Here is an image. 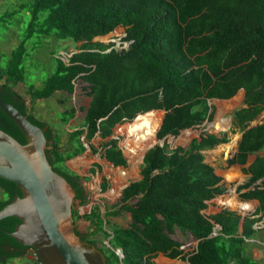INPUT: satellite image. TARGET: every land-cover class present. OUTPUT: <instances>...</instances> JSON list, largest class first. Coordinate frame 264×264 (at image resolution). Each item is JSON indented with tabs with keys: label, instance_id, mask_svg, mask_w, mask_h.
Instances as JSON below:
<instances>
[{
	"label": "trees",
	"instance_id": "1",
	"mask_svg": "<svg viewBox=\"0 0 264 264\" xmlns=\"http://www.w3.org/2000/svg\"><path fill=\"white\" fill-rule=\"evenodd\" d=\"M19 9L28 12L30 19L18 44L0 55L4 60L0 98L34 125L47 128V160L74 189V203L87 204V194L81 178L65 163L83 154L87 143L92 153H100L113 166L126 167L118 140L111 138L113 130L151 110L165 111L157 139L177 136L211 120L210 100L230 99L242 89L245 107L233 112L232 126L243 134L229 164H245L249 154L264 148V120L249 127L264 111V0H28ZM119 27L124 29L121 44L127 47L94 41ZM35 36L81 43L67 65L57 62L41 88L33 84L27 88L36 101L50 99L57 91L73 95L80 84L90 98L81 126L68 134L64 144L61 134L37 119L16 90L27 80V42ZM63 114L61 122L67 124L75 117V108ZM0 130L26 143L1 110ZM226 134L218 138L204 132L186 147L170 150L165 143L149 149L139 168L142 179L122 190L118 209L114 205L102 212L94 206L84 216H75L90 222L86 234L75 230L80 241L98 247L99 235L108 240L104 249L98 247L107 264H153L158 254L190 264H260L250 246L264 247L248 240H264V227L255 228L264 216V158L250 165L251 178L238 187L248 188L242 198L260 202L252 215L242 217L229 209L203 213L209 200L225 192L214 168L204 161L203 151L226 142ZM96 137L102 142L99 149L91 145ZM260 179L261 188L255 184ZM108 187L104 180L101 190ZM0 191V210L22 195L14 183L1 178ZM122 210L130 214L128 225H112L109 219ZM17 224L13 217L0 220L2 262L20 256L4 249L19 246L4 233L13 232ZM176 230L191 234L198 241L195 248L182 249L184 245L171 237Z\"/></svg>",
	"mask_w": 264,
	"mask_h": 264
},
{
	"label": "water",
	"instance_id": "2",
	"mask_svg": "<svg viewBox=\"0 0 264 264\" xmlns=\"http://www.w3.org/2000/svg\"><path fill=\"white\" fill-rule=\"evenodd\" d=\"M103 37H95L94 41ZM209 102L212 104L211 100ZM0 110L17 126L26 140L25 144H21L0 130V178L14 183L22 194L16 195L0 210V220L8 217L19 220L13 232L4 233L20 246L32 249L41 264H107L102 250L82 243L76 235L75 230L82 234H86L88 230L84 218H73V205L80 216L85 214L84 206L74 203L76 196L74 189L64 177L52 169L47 160L48 141L45 137L47 128L34 125L14 106L1 98ZM152 111L157 110L146 113ZM161 124L162 122L158 129ZM189 129L180 131V134ZM167 137L174 138L168 135L163 139H157L154 145L145 150L140 163H143L145 153L149 149L155 145L163 146ZM85 147L87 151L89 146ZM123 155L125 156L124 153ZM140 179L141 176L131 182ZM131 182L125 184L122 190ZM81 183L84 187V182ZM215 229H220V226L216 225ZM214 234L215 230L212 235ZM106 244L109 245L108 240ZM116 254L120 258L124 256L121 249H117Z\"/></svg>",
	"mask_w": 264,
	"mask_h": 264
},
{
	"label": "rangeland",
	"instance_id": "3",
	"mask_svg": "<svg viewBox=\"0 0 264 264\" xmlns=\"http://www.w3.org/2000/svg\"><path fill=\"white\" fill-rule=\"evenodd\" d=\"M27 1L28 0H0V55H7L21 40V36L24 33L27 23L29 22L30 15L25 10L20 11L19 5ZM123 36L124 29L119 27L97 41L104 44L113 43L115 48L122 49L127 46L126 43L121 44V38ZM78 48L79 45L72 42L71 40L58 41L44 36H35L31 38L27 42L28 55L25 63L27 70V80L25 83L19 84L18 90L21 91L20 93L24 96H28L27 88L29 84H33L36 88H41L43 86L44 80H46L55 71L56 65L58 64L57 62L61 61L67 65L69 63V57L71 53L76 51ZM3 64L4 60L0 59V65ZM42 100L43 102L41 103H43V105L41 108L36 110L34 109L33 111L35 117L48 123L53 129L56 130V132L60 133L62 143H66L68 134L81 126L85 111L84 109L88 106L90 98L81 89V85L77 84L75 86L73 95H67L65 93L57 95L55 93L52 98ZM28 106L30 107V104H28ZM70 108H75V117L73 118L71 124H69L70 121L67 124H63L61 122V118L64 116L63 112L65 110H69ZM52 110L57 112L54 114ZM159 113L161 116H163V111H159ZM131 122L126 121L125 123L117 125L114 128L113 134L111 136V138L118 140V147L124 154L126 152L124 148V142H126L128 139V134L120 129ZM204 126L202 129L205 128ZM197 130L202 132L198 127H193L191 129V131H193L192 134H194L191 136L192 138H195V136L198 135ZM133 139L136 141L135 136H133ZM167 140V144L170 148L171 146H176V142L180 143V140H184V136L183 133H181L178 139L167 137ZM101 143L102 142L99 139H94L93 146L96 149H99ZM84 144L89 146L87 143ZM80 158L84 159V162L81 166L82 169L80 170V176L84 182V188L88 199L87 204L83 205L85 214L89 213L91 208L94 206H99L102 212H105L107 207L110 208L114 205H117L116 209H118L121 205L120 199L122 190L120 195L113 199L109 198L107 194L109 190L113 188V180L118 178L120 168H112L110 164L107 163V161L101 158L100 153H92L90 148H88ZM80 158L69 162L70 166L74 168V164H76ZM126 160L127 167L122 169L125 171H131L132 166L130 165L127 156ZM94 165H99L100 169L97 171V174L93 175L90 172V169ZM140 166L141 163L138 164L137 168L132 173V178H128L126 183L139 177ZM103 179L107 180L109 185V189L106 191H102L100 188ZM0 197H3L1 191ZM133 202H135V200L131 201V203ZM109 221L115 226H127L130 221V214L122 210L117 216L111 217ZM86 224L87 230H89L90 222L86 221ZM171 237L178 242H181L185 246L183 248L185 251L191 250L194 247V240L189 236L188 233L182 234L179 230H176L175 234L171 235ZM97 238L98 247L100 249H104V245H107L106 241L103 240L100 235ZM256 252L257 255H260L258 250ZM261 254L263 255L264 252L261 251ZM31 255L32 251H29L23 256L10 257L4 263L0 262V264H40L35 261ZM260 264H264V261H261Z\"/></svg>",
	"mask_w": 264,
	"mask_h": 264
},
{
	"label": "crops",
	"instance_id": "4",
	"mask_svg": "<svg viewBox=\"0 0 264 264\" xmlns=\"http://www.w3.org/2000/svg\"><path fill=\"white\" fill-rule=\"evenodd\" d=\"M77 44L80 46L81 43H77ZM77 51L78 50H76L74 52H77ZM74 52H72V53H74ZM18 86H17L16 90L18 92H21L18 90ZM61 93H63V92H61V91L56 92L57 95L61 94ZM25 98H26L27 104H30L29 108H30L32 113H33L34 109L35 110L40 109L41 106L43 105V103H41V102H43L42 99H37L36 101H32L30 99L29 95L28 96L26 95ZM211 101H212V104H210V105L212 106V118L210 121H205L200 127H198L199 129H201L202 132L197 130L198 135L195 136V138H198L204 132H206L207 134L216 135L218 138H221L223 133H227L226 134V138H227L226 142L220 143L211 149H207V150L203 151L204 161L214 168L215 174L220 179L219 185H221L225 189V192L223 194L215 196L213 199L209 200L207 202V207L203 211V213L206 215H211V214H215V213L219 212L222 209H229V210H233V211L238 212L242 217L250 216L258 209V207L260 206V202L257 199H244V198H242L240 195L247 192L248 188H242V189L238 190V187L242 186L244 183L249 181V179L251 178V174L248 172V168L250 167V165L252 163H254V161L256 159L264 158V148L262 150L256 152V153L249 154L247 156V160H246L245 164H238V163L229 164V160L234 158V156L237 152L238 142L240 141L242 134H243V131L240 128H235L232 126V114L235 110L245 107V105L243 104L244 90L240 89L236 93V95H234L230 99H227V100L212 99ZM52 111L54 112V114L57 112L55 110H52ZM159 111H163V110H157L155 112L160 114ZM142 114H144V113H142ZM164 114H165V111H163V116H164ZM33 115L35 116L34 113H33ZM163 116H161L160 122H162ZM72 120L73 119L70 120L69 124L72 123ZM263 120H264V111L259 115L257 120L252 121L249 124V127L260 124V123H262ZM132 122H134V120ZM131 123H128V124H131ZM128 124H126V125H128ZM204 124H205V126H204ZM159 125H160V123H159ZM203 126L205 128L202 129ZM55 127H56V125H55ZM192 128H190L189 130H191ZM156 131H158V130H156ZM156 131L154 132V134H155L154 135V142L149 144V146L147 145V147L143 150L142 155L147 148H149L150 146L154 145L157 142ZM179 134L177 136H174V138L178 139L181 135V134L180 135ZM192 135H194V134H183L184 140H180L179 141L180 143H178V142L175 143L176 146H174V147L171 146L170 148L168 146V148L170 150H173V149H176L178 147L188 146L189 143L194 139L191 137ZM95 139L100 140V138H98V137H96ZM93 141L94 140H92V142H91L92 146H93ZM167 142H168V140L166 139L165 143H167ZM89 148H90V146H89ZM124 148L127 151L126 146H124ZM125 154H126V152H125ZM142 155H141V157H142ZM126 156H127V154H126ZM126 156H124L125 159H126ZM79 158H76V159H79ZM76 159H73L71 161H74ZM80 160L78 162H76V164H74V166H75L74 168H72L69 164V162H71V161H67L65 163V166L67 167V169L70 172L80 175V170L82 169L81 166L84 162V159L80 158ZM140 161H141V158H140ZM140 161L137 162V166L140 163ZM126 162H127V160H126ZM107 163L110 164V166L112 168L115 167L111 163H109V162H107ZM94 166L91 167V169H90V172L92 171V169H94V172L93 173L91 172L93 175L97 174V171L100 169L99 165L96 168H94ZM137 166H136V168H137ZM126 167L118 166L115 168H120V170H123L122 168H126ZM75 168H77V169H75ZM132 168H133V166H132ZM129 172L131 173L130 175L126 176L125 178H122L123 185L121 187H119V193L117 195H114V193H113L114 185H113V188H111L107 194V196L109 198L113 199V198H116L120 195L121 190H122L123 186L125 185L127 179L132 178L133 171L131 170ZM118 176H119V173H118ZM118 179H119V177L114 179L113 182L116 183V180H118ZM103 180H105V179H103ZM261 181H262V179L255 182V184H258V186H260V188H261V185H260ZM129 182H131V181H128V183ZM134 182H136V181H134ZM100 188H101V185H100ZM108 189H109V187H108ZM223 199H225V200H223ZM231 207H234V208H231ZM257 216H259V215H257ZM261 227H264V216L262 218V221L259 222L257 225H255V228H257V229L261 228ZM241 228H242V222L240 224L239 232H241V230H242ZM189 236L194 240V247L193 248H195L198 241L191 234H189ZM248 242H250V243L256 242L258 244H262L264 247V240H263V242H260L256 239H251V240H248ZM257 250L260 253V255H257V252H256ZM261 251L264 252V250H260V249L256 248L255 246H250V253L252 254V257L254 259L258 260L259 262L264 261V254L262 255ZM153 264H188V262L182 261L180 259H169V258L164 257L162 254H158L153 259Z\"/></svg>",
	"mask_w": 264,
	"mask_h": 264
},
{
	"label": "bare ground",
	"instance_id": "5",
	"mask_svg": "<svg viewBox=\"0 0 264 264\" xmlns=\"http://www.w3.org/2000/svg\"><path fill=\"white\" fill-rule=\"evenodd\" d=\"M160 120L161 115L152 111L146 114H140L134 119V122L121 129L128 134V139L124 142V145L127 148L126 154L129 162L133 166L132 171L135 170L137 162L140 161L143 150L147 145L149 146V144L154 142V132L158 130ZM183 134H192V131L188 130L183 132ZM133 136H135L136 141H134ZM130 174L129 171H119V179L116 180V183L114 182V195L119 193V187L123 185L122 178Z\"/></svg>",
	"mask_w": 264,
	"mask_h": 264
},
{
	"label": "flooded vegetation",
	"instance_id": "6",
	"mask_svg": "<svg viewBox=\"0 0 264 264\" xmlns=\"http://www.w3.org/2000/svg\"><path fill=\"white\" fill-rule=\"evenodd\" d=\"M72 173V172H71ZM74 174V173H73ZM77 176H79L80 178H81V176L80 175H78V174H76ZM81 181H82V178H81V180H80V183H81ZM104 181V180H103ZM103 183V182H102ZM82 184V183H81ZM83 186V185H82ZM76 213V211H75V208H74V205H73V213ZM75 216H77V213L76 214H73V218L75 219ZM79 219V218H78ZM75 221V220H74ZM76 231H78V230H76ZM79 233H81L80 231H78ZM82 234V233H81ZM5 252L7 253V254H12V253H14V252H18V253H20V256H22V255H25V254H27L29 251H32V249H30V248H26V247H22V246H15V245H10V246H6L5 248Z\"/></svg>",
	"mask_w": 264,
	"mask_h": 264
},
{
	"label": "built area",
	"instance_id": "7",
	"mask_svg": "<svg viewBox=\"0 0 264 264\" xmlns=\"http://www.w3.org/2000/svg\"><path fill=\"white\" fill-rule=\"evenodd\" d=\"M185 246H182L181 248L183 249ZM33 256V257H32ZM31 257L33 258V259H35V261H37L38 263H40L37 259H36V257H35V253H34V251L32 250V255H31ZM41 264V263H40Z\"/></svg>",
	"mask_w": 264,
	"mask_h": 264
},
{
	"label": "clouds",
	"instance_id": "8",
	"mask_svg": "<svg viewBox=\"0 0 264 264\" xmlns=\"http://www.w3.org/2000/svg\"><path fill=\"white\" fill-rule=\"evenodd\" d=\"M126 45L128 46V44H127V43H126ZM127 46H126V47H127ZM71 55H72V54H71Z\"/></svg>",
	"mask_w": 264,
	"mask_h": 264
}]
</instances>
